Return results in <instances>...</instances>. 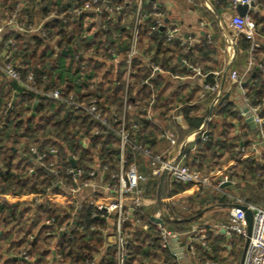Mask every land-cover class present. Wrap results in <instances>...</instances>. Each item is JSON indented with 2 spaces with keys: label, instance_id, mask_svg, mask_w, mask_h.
I'll use <instances>...</instances> for the list:
<instances>
[{
  "label": "trees",
  "instance_id": "16d2710c",
  "mask_svg": "<svg viewBox=\"0 0 264 264\" xmlns=\"http://www.w3.org/2000/svg\"><path fill=\"white\" fill-rule=\"evenodd\" d=\"M146 1L143 13L148 16L155 2ZM87 2L92 0H0V25L14 17L26 27H43L39 32L16 30L7 35L5 42L12 38L16 46V49H10L11 63L20 67L23 75L34 72L43 89L58 88L65 95L73 94L84 99L99 94L106 106L121 111L133 29L132 23L125 22L124 14L128 10L136 11L137 0H131L130 4L124 0L112 1L108 5L114 11L111 17L107 10L86 11L84 7ZM99 6L104 8L105 0H100L94 8ZM117 6L121 8L116 10ZM249 15L256 24V41L259 43V37L264 36V16L260 17L254 10H250ZM154 24L156 20L149 16L138 27L136 45L139 55L132 60L127 88L133 109L128 114L127 123L128 126L136 124L139 128L130 130L132 141L142 143L153 152L152 144H155L157 136L169 134L181 141L186 134L198 130L207 117V113L192 114L198 107L194 108L189 105L190 100H185L186 107L181 108L188 129L183 131L175 120L173 102L169 107L163 100L162 91L168 88L163 81L166 75L180 74L176 66L178 57L193 66L196 60L191 56L190 48H184L175 39L169 41L166 31L160 28L152 31ZM5 42L2 51L8 50ZM252 45V40L245 35L238 36L236 49L242 48L247 60L252 54L264 67V44L259 43L255 49H252ZM141 56L158 65L165 75L161 76L163 72L159 71L153 73ZM249 78L250 81L245 84L247 95L263 102L264 69L254 67L249 72ZM145 80L149 83H143ZM216 81L221 82V76L209 74L204 83ZM204 83L199 97L205 91ZM92 85H98L97 89L94 90ZM155 91H158L157 96ZM181 91L176 93L179 95ZM214 97V92H206L202 97L204 105L212 102ZM36 100L39 102L33 113ZM179 102L176 104L179 105ZM241 105V96L233 102L228 97L221 99L214 107L213 114L218 110L224 111V127L233 130L234 134H228L219 141L210 129V122L208 139L203 141L198 136L197 152L189 154L186 163L192 169L207 174L214 184L220 180L221 173L223 176L224 168L233 165L238 178L237 187L228 189V186H222L216 190L194 183H170L169 200L174 211L181 218L192 219L173 221L164 218V223L182 233L193 225L208 228L206 245H195L197 256L194 258L201 264L229 262L228 258L222 256L223 252L229 251L227 248L210 244L212 230L210 225L202 222L204 208L233 204L229 194L239 189H242L239 195L245 201L264 205V163H260L251 151L257 133L252 125L243 121ZM261 114L264 117V109ZM234 120L239 121V134L234 130ZM155 121H160L163 127L160 128ZM97 126V122L86 113L25 89L15 81L6 79L0 71V230H3L0 234V264H118L116 246L106 243L107 237L115 232L113 215L99 211L96 205L89 203V197L79 198L55 186L51 174L45 168L34 165V156L30 152L32 146L45 150L56 147L64 166H71L70 159L75 155L78 165L87 175L95 164L96 151L103 160L102 164L114 171L118 164L119 139L115 133L106 130L95 135ZM81 139L88 142V147L80 143ZM221 143L226 156L219 163L215 150ZM241 144L245 146V152H239ZM126 152L129 162L141 160L132 145L127 146ZM203 156L213 157L217 167L214 171L210 164L204 162ZM30 169L35 171L30 172ZM149 179L146 196H150L153 202L155 200L160 208L157 199L160 177L149 175ZM36 197L39 201L35 200ZM212 199L214 203L208 204ZM95 202L107 200L104 196H98ZM187 209L195 211L183 215L182 212ZM76 215L79 218L75 224ZM137 215L141 225H135L133 219H127L124 223L127 239L124 264H141L140 261L148 254L158 260L156 264H178L180 261L161 246V236L154 228L153 217L144 213ZM52 217L55 221L47 225V219ZM143 221L150 229L143 228ZM225 223H228L227 218ZM57 228H63L66 232L60 236L55 233ZM147 238H151L148 245L145 244ZM236 238L235 246L239 248L242 237L237 235ZM22 249L27 251L28 260L22 257ZM230 256L237 257L238 251L231 252ZM241 261L242 255L239 264Z\"/></svg>",
  "mask_w": 264,
  "mask_h": 264
},
{
  "label": "built area",
  "instance_id": "2783aa9c",
  "mask_svg": "<svg viewBox=\"0 0 264 264\" xmlns=\"http://www.w3.org/2000/svg\"><path fill=\"white\" fill-rule=\"evenodd\" d=\"M252 1L255 3L257 0H236L237 3L250 4ZM100 3V0H92L87 2L84 9L86 11H103L110 12V17L114 13L112 8L101 6L94 8ZM236 3V4H237ZM144 0H138L137 8L135 11V19L133 23V29L131 34V45L129 54L127 56V72L125 76V96L121 111H117L113 106H106L103 99L99 98V94L93 95L88 99L76 97L73 94L65 95L61 89H43V85L40 86L39 82L34 74L30 71L27 75H23L20 71V67L11 63L12 49H16L15 42L12 38H8L5 42L8 45V50L2 52L0 59V71L6 77V79L15 81L19 86L31 90L36 94L48 97L64 105L65 107L80 110L89 115L98 126L95 129V135L101 134L102 130L111 131L116 134L119 139L120 149L118 155V164L114 171L109 169L108 165H103V160L98 153H95V164L91 166V169L85 173V170L78 165V159L73 155L70 159L71 166H64L63 159L60 156V152L56 147L50 149H39L37 146H32L30 152L34 156L33 163L36 166L45 168L52 176L53 184L62 188L65 192L77 196L79 198L89 197V203L96 205L99 211H103L109 215H113L115 219V232L109 237H113L112 245L116 246L118 264H124L125 259V245L127 244L126 233L124 229V223L127 219H133L135 225L141 223V219L138 217V213L143 210L144 197L147 193V184L149 182V175L153 177H160L165 169L169 171L170 183H194L201 185L204 188H214L216 190L224 186L226 183H230L234 188L237 186V175L233 169V165H228L224 169L226 170L222 178L214 184L211 178L186 163L178 162L172 157L166 156L164 153L153 152L150 148L145 147L140 142H133L131 138L130 130H139L136 124L128 126L127 118L129 112L132 110V105L129 102L127 96V88L131 74V64L134 57L139 55V50L136 45L138 27L147 17L152 16L156 20V24L151 26V30H157L161 28L162 21L164 19V13L160 10V7L154 3L152 5V11L148 16L143 13ZM257 6V5H256ZM121 7L117 6L116 10ZM54 15V14H52ZM90 21H93L90 19ZM235 38L234 42L240 34L246 36V38L252 40V49L258 48L259 43L256 41L257 29L256 24L249 15V11L245 16L240 14L232 15L230 20ZM5 24H13L15 28L20 31L39 32L42 30V25L26 27L23 23L18 22L14 17L6 21ZM5 26L0 25V34L3 32ZM106 28L105 25L102 26ZM167 39L172 41L178 34V28L172 27L168 30ZM185 45V42L181 44ZM10 50V51H9ZM145 65L151 69L153 73L161 72L162 69L151 62L149 59L141 56ZM258 67L263 70L264 67L261 63H258L255 57L250 54L245 69L240 72L238 70H232L229 73V78L233 83L239 85L241 90L242 105L240 107V113L243 119L248 121L252 125L257 133L254 140V144L251 146L260 163H264V117L262 116V110L264 109V101L258 102L257 98H251L247 95V90L244 87L245 76L254 68ZM195 71L200 72L199 67L194 68ZM143 83H149L148 80ZM204 92L201 96L204 97L206 92L212 91L215 93L213 104L216 105L222 97L221 82L216 81L214 83H204ZM98 85H92V88L97 89ZM11 102L8 103L10 108ZM250 115H247V111ZM210 117H207L205 121L198 128V134L203 141L208 139V124ZM171 144H176L177 139L169 134L164 135ZM80 143L84 147H88V142L85 139H81ZM132 145L139 153L142 160L139 162H129L126 152L127 146ZM239 152H245L246 148L243 144L238 148ZM73 161L75 166L73 165ZM140 162L146 164L145 170L142 171L139 166ZM34 169H30V172H34ZM149 173V174H148ZM264 187V186H263ZM50 192V188L47 189ZM98 196H104L107 202H95ZM233 201V204L229 206L228 223L224 226V230L227 235L232 238L235 235L243 237L245 240L248 236V224L246 219V212L239 206H246L253 212V229L250 236L249 246L245 252L243 264H264V205H257L245 201L240 195L229 194ZM36 201L39 198L36 197ZM156 217H163L162 212H159ZM55 218H49L46 221L47 225L52 224ZM157 230L161 236V246L168 249L169 252L179 260L178 251L175 238L178 240L183 239L184 244L188 246L190 253L193 256H197L195 253V245H206L208 237V229L204 226L193 225L188 231L182 233L172 229H169L165 223L154 221ZM148 226V225H146ZM66 232L63 228H57L56 234H64ZM49 233V232H48ZM21 255L24 259L28 260L27 251L22 249ZM59 258L60 255H57ZM180 264V262L178 263ZM210 264H218L212 262Z\"/></svg>",
  "mask_w": 264,
  "mask_h": 264
},
{
  "label": "crops",
  "instance_id": "0c3cea01",
  "mask_svg": "<svg viewBox=\"0 0 264 264\" xmlns=\"http://www.w3.org/2000/svg\"><path fill=\"white\" fill-rule=\"evenodd\" d=\"M114 0H105V7L108 6ZM127 4L131 3V0H124ZM159 7L160 10L164 13V19L162 21L161 30L168 32L172 27L178 28V34L175 38V41H179L181 44L185 42L184 48H190L191 56L196 60L195 66L191 65L185 59L178 57V62L176 66L178 67L180 74L179 75H166L167 78L164 81V84H167L168 88L164 91L163 100L169 104L171 107V102L180 100L179 105H175L174 111L177 113L179 118L175 117L176 122L180 125L183 131L188 129V125L184 120L182 115V106L186 103L185 100H190L189 105H192L197 110L192 112L195 115H205L210 117V129L213 130V134L222 141L224 136L234 134L233 130L227 129L224 127L225 121V112L216 111L213 114L214 107L218 105L223 97H228L230 101H235L241 95V90L239 85L233 83L229 78V73L232 70H238L242 72L247 64V58L244 54V50L239 48L236 49V44L238 38L234 42L235 33L230 25V18L232 15L239 14L236 9V0H153ZM233 1L235 5H233ZM138 2V0H137ZM147 3L146 0H144ZM256 5L261 7L259 12H256L261 16H264V0H257ZM145 5H143V9ZM135 12L127 11L124 14V20L126 23H134ZM3 32L0 34V58L2 56V47L5 42V38L11 31H16L15 25L5 24ZM259 43L264 44V36L259 37ZM186 50V49H184ZM170 55V53H169ZM195 67L200 68V72L195 71ZM163 72V71H161ZM160 72V73H161ZM209 74L215 76H221V91L222 97L219 102L214 105L213 100L207 105H204L202 96H200L201 85L205 82L206 77ZM165 73H161V76ZM249 73L245 76L244 83L249 80ZM246 89V86L244 84ZM182 90V91H181ZM181 91V94L176 92ZM175 94V95H174ZM177 107V108H176ZM159 111V110H158ZM160 113V111H159ZM156 114V113H154ZM206 117V118H207ZM183 118V119H181ZM245 123H248L245 119ZM160 128L163 127L160 121H155ZM234 130L237 134L240 133L239 121L234 120ZM249 124V123H248ZM198 130L191 131L186 134L181 141L177 140L176 144H171L170 141L164 136L160 135L156 137L155 144H152L153 150L158 153H164L168 157L174 158L178 162L187 163L189 154L197 152V145L199 144L197 133ZM173 136V135H172ZM200 137V136H199ZM201 139V138H200ZM202 140V139H201ZM218 140L215 141L217 144ZM189 146L190 149L188 148ZM189 152V153H187ZM215 156L217 157L216 161L219 163L223 162L225 154V148L222 146V143L216 148ZM219 157V159H218ZM222 157V158H221ZM194 159H197L194 158ZM202 159L205 163L211 165V170H215L217 167L214 165L213 157L203 156ZM142 160V159H141ZM141 170L144 171V166L141 167ZM222 178V173L220 179ZM224 186H228V189H233L234 187L230 183H226ZM242 193V189H239ZM147 195V193H146ZM144 197V207L143 210L139 213H144L151 218L161 212L160 208L157 207V203L154 200L151 201L150 196ZM230 205L216 204L205 208L202 212H209L210 209H218L220 211L226 210ZM222 209V210H221ZM205 213V215H206ZM163 216V215H162ZM204 216V214H203ZM108 218V217H107ZM106 218V219H107ZM109 219H107L108 221ZM226 219L219 218L211 223L210 233L211 243L214 245L222 246L231 250V245H228V241L237 239L235 235L229 240L224 226L227 225ZM207 224V222H203ZM209 224V223H208ZM141 225V224H139ZM144 229H150L146 224H142ZM154 228L157 230V227L154 224ZM169 229L175 230L168 227ZM208 229V228H207ZM177 231V230H175ZM3 233V230H0V234ZM65 233V232H64ZM221 233V234H220ZM63 234L61 233L60 236ZM113 235V234H112ZM34 236H31L33 238ZM113 237L106 239L108 245H112ZM151 238H147L145 244H149ZM183 239L176 241L178 256L180 264H201L200 261H197L194 256L190 253L187 244L185 245ZM214 241V242H212ZM105 243V244H106ZM209 244V245H210ZM235 244V243H233ZM238 248V246H235ZM210 249V247H209ZM237 251V249H236ZM244 252V249H243ZM103 253V252H102ZM230 253V252H229ZM104 254V253H103ZM228 254V253H227ZM101 257V256H100ZM243 257V254H242ZM137 261V260H136ZM141 264H156L158 262L154 256L148 254V256L142 259ZM239 264V262H238ZM241 264V262H240Z\"/></svg>",
  "mask_w": 264,
  "mask_h": 264
},
{
  "label": "water",
  "instance_id": "95a60500",
  "mask_svg": "<svg viewBox=\"0 0 264 264\" xmlns=\"http://www.w3.org/2000/svg\"><path fill=\"white\" fill-rule=\"evenodd\" d=\"M236 9L240 15L245 16L247 14V12L250 10H254L256 12H259L260 7L256 6V3L254 1H252L250 4L239 2L236 5ZM249 81H250V79L247 80L244 84L248 83ZM38 102L39 101L36 100L35 104L32 107L33 113H35ZM247 115H250V113L248 111H247ZM73 165L75 166L74 161H73ZM169 189H170L169 171H168V169H165L160 176V181H159V185H158V189H157L158 204H159V207H160V210L162 212L163 217L153 216L154 221L164 223V218L168 219V220H173V221H183V220L190 221L192 218H181L174 211V209L170 203V200H169ZM239 207H241L242 209L245 210L247 224H248V227H247L248 236H247L246 241H245L244 252H243V257H242V261H241V264H243L245 252L249 246L250 236L252 234V229H253V212L249 208H247L246 206H239ZM204 212H202L201 214H203ZM78 218H79V215H76L74 218L75 224L77 223ZM174 241H178V239L175 238Z\"/></svg>",
  "mask_w": 264,
  "mask_h": 264
},
{
  "label": "rangeland",
  "instance_id": "374dc122",
  "mask_svg": "<svg viewBox=\"0 0 264 264\" xmlns=\"http://www.w3.org/2000/svg\"><path fill=\"white\" fill-rule=\"evenodd\" d=\"M152 87V86H151ZM158 91H155V95L157 96L158 94ZM162 95H164V90L162 91ZM173 102V106L174 105H177L176 103L178 102V100H176V101H172ZM193 102V101H192ZM192 102H190V103H192ZM186 104H184V107H186L185 106ZM177 108V107H176ZM132 109V108H131ZM133 110V109H132ZM161 111H163V108L161 109ZM176 118H179V116H181V115H178L177 113H175V115H174ZM181 119H183V118H181ZM178 123V122H177ZM185 163V162H184ZM139 166L140 167H142V166H144V168L146 167V164H144L143 162H140V164H139ZM241 192L239 191V190H236L235 192H234V194H236V195H239ZM214 200L212 199V200H210L209 201V203L208 204H213L214 202H213ZM208 207H210V205L209 206H207V208ZM205 209V208H204ZM203 209V210H204ZM222 210V209H221ZM195 210L193 209V210H185L184 212H182V214L183 215H188V214H190V213H193ZM205 213H206V211L203 213L204 214V217H203V220H202V222H207V224H204V225H211V223H213V221L214 220H216V219H219V218H224V220L227 218L228 219V217H229V209H226V210H222V211H220V210H218V209H216V210H214L213 208L212 209H210V211L209 212H207L206 213V215H205ZM200 221V220H199ZM209 223V224H208ZM168 227V226H167ZM173 226H170V228H172ZM234 237V236H233ZM232 237V238H233ZM228 238H229V240H231L230 239V237L228 236ZM237 240L238 239H235V240H232V241H228L227 242V244L228 245H231V250L230 251H225V252H223V257H226V258H228L229 259V262H226V260H225V262H226V264H230V262H231V264H238V260H239V257L242 255V252H243V249H244V245H245V239L242 237V239L239 241V248H237V247H235V244H233V243H236L237 242ZM236 249H237V251H238V256L237 257H234V256H230V253L231 252H233V251H236ZM230 252V253H229ZM228 253V254H227ZM228 256V257H227ZM230 259H231V261H230ZM225 262H223V263H225Z\"/></svg>",
  "mask_w": 264,
  "mask_h": 264
}]
</instances>
